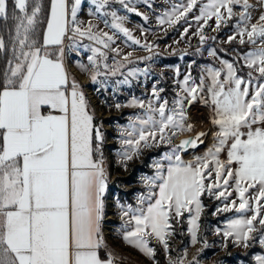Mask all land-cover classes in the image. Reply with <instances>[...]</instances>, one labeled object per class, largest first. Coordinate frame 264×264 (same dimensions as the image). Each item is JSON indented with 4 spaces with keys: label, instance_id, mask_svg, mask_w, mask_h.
<instances>
[{
    "label": "snow or ice",
    "instance_id": "obj_1",
    "mask_svg": "<svg viewBox=\"0 0 264 264\" xmlns=\"http://www.w3.org/2000/svg\"><path fill=\"white\" fill-rule=\"evenodd\" d=\"M91 3L95 6L94 11L89 10L91 16L103 18L106 27L122 32L135 45L141 44L124 26L126 16L107 11L112 3H119L128 12H137L132 0ZM143 3L148 5L150 0ZM197 4L198 0L174 4L158 20L175 24ZM11 5L10 10L9 0H0V20L5 25L11 21L7 40L0 33V53L6 54L5 66L0 69V264H121L103 233L107 188L104 133L94 122L95 113L80 83L68 72L66 56L79 48L84 38L92 41L83 45L91 53L88 63L78 62V67L98 82V77L115 76L125 62L131 63L132 53L116 60L120 49L111 47L115 34L99 29L91 20H80L81 0H48L47 4L43 0H11ZM237 5L242 8L237 24L239 42L255 47L243 57L250 69L247 79L238 75L227 60L221 61L227 69L223 78V68L207 69L210 99L202 102L212 109L211 123L218 129L213 133L215 143L204 156L186 162L179 152L203 143L201 138L206 133L183 140L153 162L156 172L143 178L150 191L139 197L141 206L119 205L122 217H127L120 229L123 240L150 259L156 255L151 239L155 238L168 253L170 238L176 234L174 224L185 213L189 214L191 244L201 242V197L207 192L217 200H228L233 194L228 191L230 182L239 203H225L214 214L235 209L250 211L251 215L229 220L226 228H216V233L248 247L259 232V243L264 245V0L256 4L250 0H207L194 19L207 24L215 18L219 28L236 15ZM257 7L260 15L250 23ZM143 18L148 19L147 15ZM200 39L205 37L201 35ZM234 39L228 37L229 42ZM142 46L152 47L147 42ZM108 50L115 54L112 65L107 63ZM209 55L215 56L216 51ZM136 71L131 70L129 75H136ZM190 80V75L184 77L181 93H177L171 108L167 99L158 107L149 100L145 116H136L122 129L121 165L127 167L143 148L157 142L170 144L178 132L193 129L185 102L191 105L196 101L205 91V82L203 76L199 84H190ZM128 82L126 77L118 83ZM162 91L153 87L156 101L161 100ZM137 105L145 108L144 101L135 97L128 106ZM225 151L227 158L222 160L220 154ZM153 188L158 191H151ZM201 251L198 249V254ZM187 254L185 248L176 259L169 256V264H198L195 256L186 261ZM255 260L264 264V255H257Z\"/></svg>",
    "mask_w": 264,
    "mask_h": 264
},
{
    "label": "rangeland",
    "instance_id": "obj_2",
    "mask_svg": "<svg viewBox=\"0 0 264 264\" xmlns=\"http://www.w3.org/2000/svg\"><path fill=\"white\" fill-rule=\"evenodd\" d=\"M207 0H198V4L185 18L175 24H161L158 17H162L165 12H170L174 4L186 3V0H150L148 5L143 0H132V5L136 7L137 12H128L119 3H112L107 11H116L118 15L126 16L127 20L124 26L132 31L135 38L141 41L140 45H135L122 33L111 27H106L103 18L97 19L90 15L89 10H95L91 0H81L78 18L82 21L91 20L96 23L99 29L115 34V42L111 44L112 48L120 49V55L116 60H121L124 55L131 52V63L125 62L124 67L120 68L115 76L107 78L98 77V82H93L90 73H85L78 67L79 63L87 64V57L91 54L83 45L92 44L87 38L80 41V47L76 50H70L66 56V66L70 76L75 77L80 83L86 97L89 101L90 110L95 113V124L101 127L104 133V143L102 145L105 158L107 188L105 191V213L106 218L103 223V233L106 238L108 248L117 253L131 252L136 255L133 264H169V256L172 259L183 255L187 249L186 261H192L197 258L198 264H256L255 257L264 255V245L259 243L261 233L256 234V238L244 247L234 242V238L227 240L222 233L217 234L216 228H226L227 222L241 215H251L250 211L243 213L232 209L228 212L216 213L217 207H223L225 203H231L236 200L239 203L238 194L235 192L234 183L230 182L228 191L232 196L228 200H217L207 192L201 197L204 204V212L200 217L201 242L195 245L191 244V237L188 233V213L180 219L179 223L174 224L175 235L170 238V251L165 253L163 246L152 238L150 245L156 249L155 259H150L141 253L138 249L127 244L121 234V226L127 217H122L119 205H131L133 208L140 207L138 199L141 195L147 196L150 189L144 183L143 178L155 175V168L152 164L160 160L165 153L172 152L176 146L178 136L181 134L193 133L195 136L199 132H205L202 137L203 143H198L195 148L190 147L186 151L179 152L184 161H193L197 156H204L209 148L215 143L213 133L218 129L211 123L210 105L202 102V99H208L207 86L211 83V78L207 75L208 68H223L221 78L226 76L227 69L221 64L222 60H227L235 67L241 66L247 70V66L242 64V58L249 51L253 50L252 44H241L239 29V13L241 6L234 7L236 13L231 19H226L217 28L215 18L208 20L203 24V20L196 21L195 16L199 15V8ZM250 3L256 4L257 0H250ZM261 9L257 7L252 12L253 19L250 23H255L260 15ZM148 19L144 20L143 15ZM107 19L111 21V17ZM203 27L200 28V25ZM188 31L185 33V29ZM205 39L201 41L200 36ZM235 36L236 39L229 42L228 37ZM247 41V37H244ZM147 42L152 45L151 49L144 48L142 45ZM215 50L216 55L210 56L209 52ZM107 63L113 64L115 54L110 50ZM145 57L147 59H138ZM75 67L74 72L70 66ZM137 70L136 75H129L131 70ZM144 70H147L145 72ZM101 71H104L102 68ZM238 75L247 77L237 70ZM186 75H190L196 84L200 83L203 76L205 82V91L199 93L198 99L191 105L185 102V109L188 113V122L193 125L191 131L178 132L172 137L171 143L157 142L151 148H143L138 157H134L127 162V167L119 163V153L123 150L122 129H126L131 120L136 116H145L149 100L153 106L158 107L159 103L167 99L169 107L173 106V101L178 98L177 93H181V82ZM127 77L128 83H118ZM255 77V73H254ZM163 89L160 93L161 100L156 101L152 89ZM254 86V85H253ZM182 95L186 96L185 93ZM133 97L143 100L145 108L137 106H128ZM121 107L117 108L116 105ZM202 113V116H200ZM130 130V129H129ZM159 146H164L161 150L152 154ZM220 158H224L220 154ZM167 165V161H163ZM211 182V181H208ZM158 191V189H151ZM254 192V190H250ZM147 203V202H146ZM146 206V204L144 205ZM259 228V225H257ZM203 240L207 241L205 245ZM261 246L263 250H253L250 252L249 260L240 257V253H246L253 245ZM202 249L198 254L197 250ZM233 254V255H232ZM233 258V259H232Z\"/></svg>",
    "mask_w": 264,
    "mask_h": 264
},
{
    "label": "trees",
    "instance_id": "obj_3",
    "mask_svg": "<svg viewBox=\"0 0 264 264\" xmlns=\"http://www.w3.org/2000/svg\"><path fill=\"white\" fill-rule=\"evenodd\" d=\"M43 3L44 4H47L48 3V0H43ZM12 8V5H11V0H9V9L11 10ZM11 27V21L8 22L7 25H5L4 21L0 20V33L4 34L5 35V38L7 40L8 36H7V28ZM42 31V29H41ZM5 53H0V69H3V67L5 66ZM247 70H241V74L244 75V76H247ZM257 74H255L256 76ZM94 122H95V118H94ZM164 146H159L158 148H156L154 151H152L151 153L152 154H156L158 153L161 148H163ZM263 250V248L261 246H256L255 244L252 246V248L248 249L247 252L244 254V253H240L239 251H237V254L244 258V259H247L249 260V256H250V252H252L253 250ZM233 255V254H232ZM233 259V258H232Z\"/></svg>",
    "mask_w": 264,
    "mask_h": 264
},
{
    "label": "built area",
    "instance_id": "obj_4",
    "mask_svg": "<svg viewBox=\"0 0 264 264\" xmlns=\"http://www.w3.org/2000/svg\"><path fill=\"white\" fill-rule=\"evenodd\" d=\"M237 70H242L241 66H236ZM103 150V148H102ZM104 152V151H103ZM119 258H121V264H133V261L136 259V255L134 253L129 252H123V253H117L116 254Z\"/></svg>",
    "mask_w": 264,
    "mask_h": 264
},
{
    "label": "water",
    "instance_id": "obj_5",
    "mask_svg": "<svg viewBox=\"0 0 264 264\" xmlns=\"http://www.w3.org/2000/svg\"><path fill=\"white\" fill-rule=\"evenodd\" d=\"M195 135L193 133H188V134H181L178 136L176 145H179L183 140L188 139V138H193ZM190 147H185L184 151L188 150Z\"/></svg>",
    "mask_w": 264,
    "mask_h": 264
},
{
    "label": "crops",
    "instance_id": "obj_6",
    "mask_svg": "<svg viewBox=\"0 0 264 264\" xmlns=\"http://www.w3.org/2000/svg\"><path fill=\"white\" fill-rule=\"evenodd\" d=\"M70 2H71V0H70ZM252 47H254L253 45H252ZM242 64H244V66H245V63H244V60H243V58H242ZM250 71V69H248L247 68V72H249ZM243 77V76H242ZM245 79H247L248 77H244ZM208 99H210V97H209V94H208ZM211 112H212V109H211V107H210V114H211ZM215 128H216V126H215ZM221 156L224 158V159H226L227 157H226V151L225 152H222L221 153ZM235 166V165H234Z\"/></svg>",
    "mask_w": 264,
    "mask_h": 264
},
{
    "label": "bare ground",
    "instance_id": "obj_7",
    "mask_svg": "<svg viewBox=\"0 0 264 264\" xmlns=\"http://www.w3.org/2000/svg\"><path fill=\"white\" fill-rule=\"evenodd\" d=\"M70 68H71L74 72H77V70L75 69V67H73L72 65L70 66ZM203 114H205V113H202L200 116H202Z\"/></svg>",
    "mask_w": 264,
    "mask_h": 264
}]
</instances>
